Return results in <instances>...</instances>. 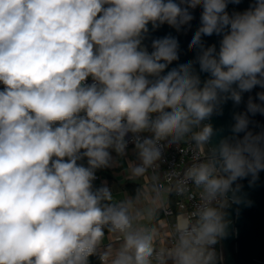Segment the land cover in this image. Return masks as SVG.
Instances as JSON below:
<instances>
[{
  "label": "clouds",
  "instance_id": "9594fccd",
  "mask_svg": "<svg viewBox=\"0 0 264 264\" xmlns=\"http://www.w3.org/2000/svg\"><path fill=\"white\" fill-rule=\"evenodd\" d=\"M229 2L240 0H0V264H89L96 254L102 264H218L226 209L242 202L233 184L264 170V133L247 130V113L264 104L251 97L232 126L245 135L205 154L214 129L202 122L264 88V0L231 15ZM197 6L189 48L200 49L203 82L194 62L163 74L179 58L176 38L153 40L151 52L142 43L149 24L179 31ZM214 33L219 50L201 41ZM128 134L140 163L127 178L148 183L116 199L94 181L110 150L125 154ZM162 141L194 152L171 187L160 182ZM172 191L197 202L175 215L168 242L154 221Z\"/></svg>",
  "mask_w": 264,
  "mask_h": 264
},
{
  "label": "water",
  "instance_id": "95a60500",
  "mask_svg": "<svg viewBox=\"0 0 264 264\" xmlns=\"http://www.w3.org/2000/svg\"><path fill=\"white\" fill-rule=\"evenodd\" d=\"M179 2V0H176ZM255 0H240L238 4L228 3L226 11L229 15L239 12L243 13L253 6ZM193 16L192 21L188 25L181 27L179 31L175 28L163 24L156 29L149 24V32L143 40V46L149 52L152 51V41L161 39L166 36H172L178 41V60L173 61L163 74L170 71L172 68H177L181 64L194 62L193 66L196 72L200 75L203 82L208 78L207 73L200 72L199 64L195 63L200 49H190L189 44L200 27V18L202 8L197 6L195 9H189ZM223 34H213L211 36H202L201 41L204 47L215 45L219 50L220 41ZM151 79V77H150ZM235 87V86H234ZM264 92V88L259 85L255 86L251 91L242 93V99L239 104H236L231 99L221 104L220 110L215 112L209 119L202 122L203 124H211L214 129V135L209 144L205 148V154L211 147L216 146L221 139L236 136L242 138L245 133H233L232 126L235 123L234 116L238 113H247V102L249 97L255 103L264 104L257 97V93ZM249 118L248 131L253 134L264 133V114L256 113L255 115L247 113ZM251 176L238 179L234 182L242 185L237 193L241 197L240 204H231L226 209L230 220L228 235L220 240L222 258L224 264H264V170L258 173V178L251 185L249 181ZM229 197L231 193L228 194Z\"/></svg>",
  "mask_w": 264,
  "mask_h": 264
},
{
  "label": "built area",
  "instance_id": "2783aa9c",
  "mask_svg": "<svg viewBox=\"0 0 264 264\" xmlns=\"http://www.w3.org/2000/svg\"><path fill=\"white\" fill-rule=\"evenodd\" d=\"M91 78H89L88 83H91ZM143 136H150L149 133L142 134ZM126 139L129 141L127 147L135 146L132 142V134H128ZM161 144L163 145L162 148V157L161 160L158 161L159 165V173L162 174V178H160L161 184L165 187H171L176 180L177 174H183L184 170L191 166L193 163L192 159L194 156V152H187L186 145L183 143H177L168 145L167 141H162ZM112 156V162L115 159L113 150H110ZM203 159V158H201ZM97 179L102 180L101 174H96ZM190 188L192 185H189ZM174 195V203L168 201L167 205L164 209H161L164 216L170 222L175 218V215L182 211V210H191L197 201L195 200H188L186 196H180L175 191L170 192ZM181 205H184V208H181ZM172 236V233H171ZM171 236L169 242L171 241ZM220 256H222L220 241L217 245L214 246ZM218 264H224L223 258L218 261Z\"/></svg>",
  "mask_w": 264,
  "mask_h": 264
},
{
  "label": "crops",
  "instance_id": "0c3cea01",
  "mask_svg": "<svg viewBox=\"0 0 264 264\" xmlns=\"http://www.w3.org/2000/svg\"><path fill=\"white\" fill-rule=\"evenodd\" d=\"M115 159L111 163V166L109 167L108 171L106 173L101 174L102 175V183L105 186H108L116 199H122L125 195L127 196H135L137 190L141 187V185H146L148 183L147 178H144L142 180H131L127 178V169L129 164H139V156L135 149V146L127 147L124 155H118L113 150ZM160 174V177L162 178V174ZM168 201H174V195L172 193H169L167 197ZM144 205L142 204L141 207ZM154 223H158L161 227V236L164 238V240H167L169 242L170 236H171V230H170V222L168 219L164 216L162 210H159L157 220L154 221ZM163 242V241H162ZM108 241L105 240V244H107ZM89 264H102L100 257L98 254L95 255V259H92V257H89Z\"/></svg>",
  "mask_w": 264,
  "mask_h": 264
},
{
  "label": "trees",
  "instance_id": "16d2710c",
  "mask_svg": "<svg viewBox=\"0 0 264 264\" xmlns=\"http://www.w3.org/2000/svg\"><path fill=\"white\" fill-rule=\"evenodd\" d=\"M3 88H4V85H3V84H0V90H3ZM80 163H83V164L86 165L87 161H86V159H85V160H82ZM108 169H109V167H107V168H102V169H98V170L96 171V174H103V173H106V172L108 171ZM101 186H104L103 183H102V181H101V179H96V180L94 181V188H99V187H101ZM172 203H174V201H172ZM91 257H92V259H95V255H92Z\"/></svg>",
  "mask_w": 264,
  "mask_h": 264
}]
</instances>
